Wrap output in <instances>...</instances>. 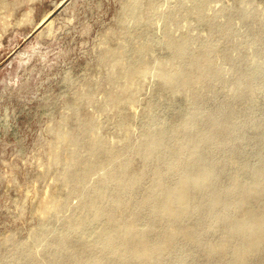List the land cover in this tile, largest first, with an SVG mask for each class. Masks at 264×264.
Segmentation results:
<instances>
[{"label":"rangeland","instance_id":"374dc122","mask_svg":"<svg viewBox=\"0 0 264 264\" xmlns=\"http://www.w3.org/2000/svg\"><path fill=\"white\" fill-rule=\"evenodd\" d=\"M155 130L166 148L148 160ZM172 163L167 190L185 163L219 177L194 194L202 219L177 224L202 241L181 236L165 264H226L208 246L264 214V0H0V264H121L104 228L135 213L154 223L143 199ZM233 187L214 217L210 200ZM249 264H264V246Z\"/></svg>","mask_w":264,"mask_h":264},{"label":"bare ground","instance_id":"6f19581e","mask_svg":"<svg viewBox=\"0 0 264 264\" xmlns=\"http://www.w3.org/2000/svg\"><path fill=\"white\" fill-rule=\"evenodd\" d=\"M186 43L187 41L185 40L178 46L179 54L186 52ZM196 77L199 78V75H196ZM173 79V74L168 75L166 78L168 83L172 82ZM219 124L220 122L217 121V129L220 128ZM188 125H191V122ZM213 132V130L212 132L210 130L211 135H215ZM216 132L217 130L214 133ZM164 135L163 131L158 132L156 130L147 133L145 141L148 147L145 155L146 159L149 160V158L154 157V151L156 150H160V152L165 150ZM181 139L183 142H181L180 150H184L188 142H190V138L184 136ZM205 142L202 136L200 140L194 141L189 154L190 160L199 161L201 159V145ZM185 164L183 166L186 169L189 168V170L178 184L170 190L166 189L165 170H175L179 164L172 163L169 168L157 169L156 183L143 199L144 204L150 205L149 216L155 221L154 223H149L147 227H144L146 225L138 224L142 213H135L132 215V219L122 225L116 219L113 227L108 224L104 228L101 235L102 248H108L109 250V248L112 249L114 246H120L122 250L116 256L122 262L121 264H165L170 250L175 247L181 236H184L186 241L193 245H198L202 241L201 234L198 233L195 227L186 226L179 229L177 224L193 216L196 217V220L197 218L202 219L201 216L203 215L198 216L196 211L201 209L206 203L204 200H193L194 194L199 189L212 187L219 177V172L210 165L201 169H194L191 166L189 167L188 163ZM235 190L236 188L233 187L226 190L225 193L216 192L208 207L209 212L214 217L220 218L216 211L224 204V194L234 193ZM260 192L261 187L256 183L250 188L248 198L250 199L252 194ZM248 198H246V201L249 200ZM105 211V208H97L95 218H102ZM228 216L229 211L228 214L223 215V217ZM161 219L170 220L176 227L168 230H159L156 222ZM154 234L155 242H148V236L151 237ZM231 234L232 236L228 235L221 242L209 245V253L211 256L220 255L223 258L228 255L226 264H249L251 254L264 246V214H247L244 219L233 223ZM233 235L244 237L246 240L242 245H236L233 241ZM184 261L185 257L183 256L176 259V262L180 264H183Z\"/></svg>","mask_w":264,"mask_h":264}]
</instances>
